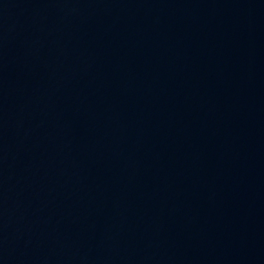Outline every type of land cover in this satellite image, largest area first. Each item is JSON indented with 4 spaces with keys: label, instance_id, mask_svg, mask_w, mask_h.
<instances>
[{
    "label": "water",
    "instance_id": "95a60500",
    "mask_svg": "<svg viewBox=\"0 0 264 264\" xmlns=\"http://www.w3.org/2000/svg\"><path fill=\"white\" fill-rule=\"evenodd\" d=\"M0 264H264V0H0Z\"/></svg>",
    "mask_w": 264,
    "mask_h": 264
}]
</instances>
